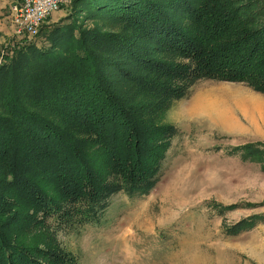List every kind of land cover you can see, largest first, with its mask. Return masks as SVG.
<instances>
[{"label": "trees", "instance_id": "obj_1", "mask_svg": "<svg viewBox=\"0 0 264 264\" xmlns=\"http://www.w3.org/2000/svg\"><path fill=\"white\" fill-rule=\"evenodd\" d=\"M73 4L119 30L64 19L48 46L27 42L0 64V264H41L21 238L41 201L90 209L155 182L178 133L157 119L197 82L264 94V0Z\"/></svg>", "mask_w": 264, "mask_h": 264}, {"label": "rangeland", "instance_id": "obj_2", "mask_svg": "<svg viewBox=\"0 0 264 264\" xmlns=\"http://www.w3.org/2000/svg\"><path fill=\"white\" fill-rule=\"evenodd\" d=\"M73 2L51 14L39 37H18L9 24L0 64L27 42L48 46V31L64 19L76 29L119 30ZM212 93L226 124L186 114L192 99L193 109L200 94ZM157 120L178 133L155 182L133 192L119 186L90 209L41 201L21 236L33 258L41 264H264V94L201 80ZM26 198L18 201L25 206Z\"/></svg>", "mask_w": 264, "mask_h": 264}, {"label": "built area", "instance_id": "obj_3", "mask_svg": "<svg viewBox=\"0 0 264 264\" xmlns=\"http://www.w3.org/2000/svg\"><path fill=\"white\" fill-rule=\"evenodd\" d=\"M67 0H14L11 4V25L18 37H37L52 13Z\"/></svg>", "mask_w": 264, "mask_h": 264}, {"label": "crops", "instance_id": "obj_4", "mask_svg": "<svg viewBox=\"0 0 264 264\" xmlns=\"http://www.w3.org/2000/svg\"><path fill=\"white\" fill-rule=\"evenodd\" d=\"M13 2H14V0H0V42H1V39L3 40L6 36H9V34H10L9 33V28H10L9 24H11L10 11H11V4ZM232 84H240V83H232ZM197 95H199V94H197ZM199 97H201V98H199ZM210 97H211V99L216 98V100L218 101V104H220L219 100L215 96V93H212L210 95L209 94H207V95L200 94L196 100L197 101L196 107H194L193 109L191 108V105H192L194 99H192V101L189 103L188 109L186 110L187 116H189L190 118L194 117V116L195 117H201V115L197 114V113L201 112V114H203L204 117L207 116V118L209 117L214 121L220 122L222 124H226L225 120L222 118L223 117L222 114H215V113L208 114V112L206 110L207 107H205L203 100H207ZM211 99H208L207 101H210ZM189 108L192 109L189 112V113H191V115L188 113ZM234 124L235 125H233V126H235V127L238 126L237 123H234ZM220 127L223 128L222 126H220ZM224 128H225V126H224Z\"/></svg>", "mask_w": 264, "mask_h": 264}, {"label": "bare ground", "instance_id": "obj_5", "mask_svg": "<svg viewBox=\"0 0 264 264\" xmlns=\"http://www.w3.org/2000/svg\"><path fill=\"white\" fill-rule=\"evenodd\" d=\"M208 99H211V97ZM207 100H203L204 101L203 103H204L205 107H207L206 110H207L208 114H212V113H215V114L219 113L220 114L221 113L220 109H219L220 107H219V104H218V101L216 100V98L211 99L210 101H207Z\"/></svg>", "mask_w": 264, "mask_h": 264}]
</instances>
